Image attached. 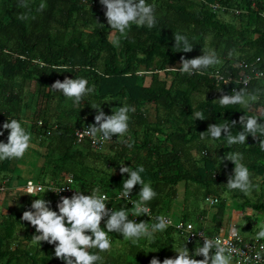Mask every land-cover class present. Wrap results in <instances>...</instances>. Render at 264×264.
<instances>
[{"label":"trees","instance_id":"obj_1","mask_svg":"<svg viewBox=\"0 0 264 264\" xmlns=\"http://www.w3.org/2000/svg\"><path fill=\"white\" fill-rule=\"evenodd\" d=\"M42 2L46 9L37 11ZM146 2L155 7L156 26L132 25L126 38H120V46L114 47L110 42L113 30L99 0H27L28 8L19 7V0H0V131L4 133L0 142L6 143L8 136L3 123L18 120L32 136L31 147L20 159L26 162L28 156L35 155L36 180L59 183L72 174L73 187L82 194L99 186L112 198L122 191L127 179V173L120 174V165L132 170L142 165V179L151 183L157 197L148 205L153 216H139L137 223H154L160 215L173 219V214L178 221H195L209 210V216L203 215L207 224L201 222L198 227L215 234L229 209L235 207L243 211L236 227L240 233L252 231L245 238L254 236L258 228L253 230V224L264 217V151L259 140L249 135L245 144L229 146L223 133L219 140L209 137L203 141L199 133L210 124L235 120V135L241 130V115H257L261 118L258 122H264V94L251 109L221 107L214 101L243 87L238 81L246 77L251 78L249 91L264 92V78L255 75L264 71V0ZM20 14L28 19L20 20ZM177 32L193 43L191 52H177L173 47V33ZM202 49L215 50L223 63L204 70V75L169 70L179 67L181 56L192 59L202 55ZM230 50H234L232 57L227 55ZM65 67L68 72H62ZM65 77L85 78L89 87L95 86L81 106L48 89ZM93 104H101L106 115L125 104L134 107L124 137L113 136L112 142L100 148L76 140V128L86 122L94 124ZM195 111H201L205 120H195ZM229 151L243 153V163L255 185L249 194L226 187L234 165L219 158ZM20 159L0 161V184L4 179L9 183L10 169ZM11 189L9 199L15 204L6 216L0 213V264H63L54 256V245L34 243L35 228L20 220L34 199L43 197L58 211L60 198L50 192L32 197L22 187H16L15 193ZM139 191L140 186H134L130 193L133 200L138 199ZM208 197L216 199L215 204L208 203ZM109 203L114 210L131 208L123 199ZM109 236L112 247L101 253L104 264H149L153 257L162 262L175 258L174 250L185 242L172 226L156 233L154 241L141 239L136 244L117 233ZM185 244L190 254L196 244L202 246Z\"/></svg>","mask_w":264,"mask_h":264},{"label":"clouds","instance_id":"obj_2","mask_svg":"<svg viewBox=\"0 0 264 264\" xmlns=\"http://www.w3.org/2000/svg\"><path fill=\"white\" fill-rule=\"evenodd\" d=\"M99 3L105 8L104 16L108 26L113 30L110 42L114 47L120 46V38H126L132 25L138 28L147 27L152 29L157 24L155 7L147 3L146 0H99ZM18 6L29 7L27 0H19ZM46 7V3L42 2L39 4L37 11H43ZM18 18L26 20L28 16L20 14ZM173 39L175 41L173 47L178 49L177 52L188 53L193 50V43L190 42L186 34L173 33ZM202 52V55L192 59H185L184 56H181L179 67H172L169 70L179 72L181 75H204V70L223 63L215 50L202 49ZM233 54L234 50H230L227 55L232 57ZM62 72H68V69L65 67ZM215 75L217 78L224 80V77L220 76L219 73ZM257 75H264V73H257ZM250 79V77H246L242 81H238L243 87L238 90L233 88L230 95L221 94L220 98L214 101L221 107L241 105L245 109H251V106L258 101L260 95L264 94V92L260 89L249 91L247 86L250 83ZM48 89L52 92L61 93L70 99L75 106L79 107L81 106V101L85 100V96L95 91V86L89 87L88 80L85 78L65 77L62 82L56 80ZM217 91H221L220 88ZM100 105L93 104L91 106L92 109L96 110L94 124H89L84 128L81 139L86 135L96 143L105 144L112 142L113 136L116 138L124 137L129 129V113L135 111L134 107L125 104L112 111L111 115H106L101 110ZM193 115L195 120H205L201 111H195ZM258 121H261L260 116L253 114L241 115L238 121L241 130L235 135L232 134V129L237 124V121L233 120L221 124H210L206 131L199 133V136L202 141L209 137L212 140H219L223 133L227 144L232 146L245 144L246 137L251 135L254 139L259 140L260 149L264 151V139H260V137H264V122ZM2 129L8 131V136L6 143L0 142V161L23 158L25 152L31 147V133L16 119L7 120L3 123ZM3 134V131H0V135ZM120 142L126 143L124 140ZM127 146L129 148L132 147L131 144ZM243 159V153L238 151H229L219 158L221 162L226 160L234 165L232 175L227 179L226 187L229 190H239L241 193L249 194L255 185L252 182L248 167L243 163ZM114 171L112 169V173ZM144 171L145 169L142 165L137 166L135 170L124 166V164L119 167L120 174L127 173V179L123 180L120 199L129 201V196L134 186H140L138 199L131 200L132 207L130 211L124 206H121L119 210L107 208L106 205L108 203L106 201L108 197L101 192L99 186H96L91 188L89 195L82 194L78 188L73 190V195L70 198L60 196L56 204L58 211L52 210L50 201L45 200L43 197L36 198L32 201L30 209L22 213L20 220L28 222L35 228L36 234L31 237L34 243L39 246L41 242L54 245V256L63 261V264H104V258L101 253L110 251L112 247L109 233H117L124 240L136 244L141 239L154 241L156 233L165 231L171 223L163 215L156 216L154 218L155 222L151 224L144 221L137 223L135 219H129L130 215L135 217L146 215L150 217L152 210L148 205L157 197V192L154 191L151 183H146L142 179L141 173ZM30 180L33 179L30 178ZM33 181L40 182L37 180ZM7 183L8 179H4L1 184L4 186L3 191L8 188ZM24 185L21 187L25 191ZM63 189L64 187L44 189L42 186L35 185L29 181L25 192L33 197L34 193L42 191L45 193L51 191L59 194ZM50 194L53 195L52 193ZM54 197L59 198L57 196ZM102 221L104 222L103 227H101ZM220 230L218 233H222ZM206 233L209 234L208 232ZM218 233H215V235ZM238 233L239 230L233 228L230 235L235 238ZM199 236L203 238V244L201 243L202 246L196 244L191 254L186 247L185 241L174 250L176 253L175 258H165L161 262L153 257L149 264H264V244L260 245L259 250L255 251L253 257L235 247L228 240L208 238L203 234ZM253 239L257 243L264 240V224L258 226V231ZM197 256H202L203 259H195ZM236 257H240V259L236 260Z\"/></svg>","mask_w":264,"mask_h":264},{"label":"built area","instance_id":"obj_3","mask_svg":"<svg viewBox=\"0 0 264 264\" xmlns=\"http://www.w3.org/2000/svg\"><path fill=\"white\" fill-rule=\"evenodd\" d=\"M257 73H264V71H257L255 73L256 76H258ZM258 77L264 78V75H260ZM87 126H88V124L80 125L78 128H76L74 130V135H75L76 139L78 141H82L84 139L88 140L90 142L91 146L94 148L102 147L103 144L94 142L92 140V138H90L89 136L84 135L83 138L81 139L82 131ZM29 181H31L35 185L42 186L44 189H48L49 187H57V188L64 187V189L59 194L48 191V192L52 193L54 196H57L59 198H60V196L70 198L73 195V190H76L73 187V175L72 174H66L64 176L63 180H61L59 183L49 182L47 184H42L40 182H35L33 180H27L25 185H24L25 191H27ZM69 181H71V182H69ZM0 190L1 191L4 190L3 185H0ZM103 194H106V193H103ZM84 195H89V194H84ZM107 197H108V200L106 201V203H108L111 199L118 200V199H120L119 198L120 193H117L112 198L108 195H107ZM131 200H133V198H131V196H129V201H125V200L124 201L128 202L129 205L132 207ZM206 201L210 204H213L216 201V199H214L212 197H208L206 199ZM107 206H108V204L106 205V207ZM144 216H146V215H144ZM152 216H153V214L151 213L150 217H152ZM163 216H165L166 218H168L171 221L169 226L174 227L177 230V232L179 233V235L184 237V239L186 241L185 243H187V244H192L194 242H199V243L203 244V238L201 236H199V235L203 234L205 237H208V238H221L224 240H228L235 247H237L238 249H241L242 251L246 252L248 255L253 256V257H254L255 251L259 250L260 245L264 244V242L262 240L259 243H257L253 239L254 236H250L249 238H245L240 232L238 233L237 237H235V238L231 237V235H230L231 229H233V228L237 229L236 227H231L228 230V232L225 234L218 233L216 235L210 236L209 234H207L205 232L204 229L195 226V224L191 221H176V222H174L168 215H163ZM146 217H148V216H146ZM138 218L139 217L132 216V219H135L136 222H138ZM235 259L239 260L240 257H236Z\"/></svg>","mask_w":264,"mask_h":264},{"label":"crops","instance_id":"obj_4","mask_svg":"<svg viewBox=\"0 0 264 264\" xmlns=\"http://www.w3.org/2000/svg\"><path fill=\"white\" fill-rule=\"evenodd\" d=\"M85 124H92V123H89V122H86V123H84V124H82V125H85ZM88 141V140H87ZM89 142V141H88ZM90 143V142H89ZM91 145V144H90ZM94 148V147H93ZM3 183V180L1 181V184ZM0 184V185H1ZM10 188V187H9ZM9 188H6V191H0V213H2V217L3 216H6L8 213H9V211H10V208H12V205L14 206V204L15 203H13V202H9V201H7V199H9V197H10V190H9ZM13 188H16V187H13ZM13 188L11 189V192L12 193H15L14 191H13ZM9 191H8V190ZM4 193V194H3ZM85 194H87V193H85ZM110 202V201H109ZM108 202V206H107V208H109L110 209V203ZM216 202V201H215ZM215 202L213 203V204H215ZM212 206V205H211ZM131 207V206H130ZM204 209V208H203ZM249 212V210L247 211V213ZM210 212H209V210L207 211H204V214H200V215H198V218H197V220H195V221H191V222H193L195 225H197V226H200V225H202V224H200L201 222H204L207 218V216H209L208 214H209ZM207 215V216H204L203 217V215ZM241 216H242V211L241 210H239V209H236L235 207L234 208H231V209H229V213H228V216L224 219V221H223V223H222V226L220 227V231L222 232V233H227L228 232V230L231 228V227H234V226H236L238 223H240V219H241ZM174 222H176L174 219H172ZM207 222V221H206ZM204 224L206 225L207 223H205L204 222ZM202 228H205L204 226H201ZM206 231V230H205ZM207 232V231H206ZM210 236H212L213 234H209ZM215 235V234H214Z\"/></svg>","mask_w":264,"mask_h":264},{"label":"rangeland","instance_id":"obj_5","mask_svg":"<svg viewBox=\"0 0 264 264\" xmlns=\"http://www.w3.org/2000/svg\"><path fill=\"white\" fill-rule=\"evenodd\" d=\"M110 37H111V34H110ZM30 91H33V89L31 88ZM29 157H30V159L28 161L23 162L22 159H20L17 164H14L11 167L10 173H9V175H10V181L7 184V187H12V188L14 186L15 187H21V186L24 185L26 178H29L28 180H30V178L33 179V180H36V178H35V176H36V169L33 167V164L35 163L36 158H35V155L28 156L27 158H29ZM29 161H31V163ZM32 161H34V163H32ZM13 191L15 192L16 191V188H13ZM10 198H11V193H10ZM7 201H9L11 203V200L10 199H7ZM259 210H262V209H259ZM250 213H251V210L249 209L248 214H250ZM242 215H243V211H242ZM172 216H173L172 218L175 221H178L176 219H178L179 217L176 214H173ZM263 221H264V217H261V219L257 223L256 222L255 223L253 222L254 223L253 224V230L256 227L258 228V225L264 224V223H262ZM236 228L240 232V227H236ZM247 232L248 233H251L252 231L246 230V232H243L241 234L243 236H248V233Z\"/></svg>","mask_w":264,"mask_h":264}]
</instances>
